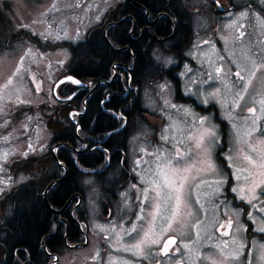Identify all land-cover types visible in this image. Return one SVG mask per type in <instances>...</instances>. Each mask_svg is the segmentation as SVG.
<instances>
[{
    "label": "flooded vegetation",
    "instance_id": "obj_1",
    "mask_svg": "<svg viewBox=\"0 0 264 264\" xmlns=\"http://www.w3.org/2000/svg\"><path fill=\"white\" fill-rule=\"evenodd\" d=\"M223 1L211 0L214 9L227 13L228 9L217 5ZM252 4L261 3L253 0ZM129 6L133 8V12L128 9ZM122 8L124 11L119 13L122 14V19L118 20L119 14H115L113 20L106 24L108 26L105 29L116 28L118 21L122 20L123 26L129 25L126 29L128 36L137 39L131 41L128 38V41L138 45L135 48L139 49V53L144 52L145 49L147 51L150 47V59L138 63L133 45L120 49L111 45L119 52L123 49L129 52L132 62L126 59L115 62L109 73L100 78L86 75L80 77L77 76L80 75L79 70L69 69L66 75L75 76L77 81L63 83L56 89L58 101L69 106L58 107V113L61 114L64 110L74 115L75 123L77 121L78 124L76 128L82 137L78 138L75 130L77 150L73 157L67 158L73 161L77 168L80 166L86 170L79 171L82 173L79 182L82 188L69 198L71 201L65 203L66 209L60 211L57 218L58 232L63 234V242L57 253V263L63 261L66 263L69 258H78L84 264H112V262L116 264H264V168L260 167L261 160L258 154L264 151V63H262L264 58H261L260 49L254 45L252 51L254 63L250 64V75L233 74V78L237 77L239 81L237 80L238 83L233 89L228 88L229 98L239 94L238 90H241L244 94L242 103L246 102V95H251L250 117L237 125L234 123V126L232 119L228 120L224 114L220 118L218 111L215 112L213 117L217 118V129L214 124L213 128L207 129L211 133L209 157L212 158V163L202 170L207 173L206 177L191 180V201L194 209L188 208V211L193 213L196 219L192 222L178 221L177 217L181 215L179 212L183 213V208L179 206L177 209L175 201L167 198L168 188L163 186V175L158 178L159 187L152 185L156 178L147 185H139L131 180V162H149L154 155L150 148L142 147L136 153L133 149L134 145L130 147L132 140L128 138L129 128L133 121L141 117L140 111L142 114H145V111L149 112L143 107L142 97L149 95L148 93L158 92L154 86L161 76L167 77L166 79L175 85L178 96L185 99L186 104L191 108H198L204 104L199 100L202 96L200 93L207 90L210 94L209 89L213 83L212 80H194L192 72L185 70V66L188 68L189 65L194 64L193 58L183 53L177 56L178 59L170 54L173 56L171 63L174 64H164L163 68V72L169 74L160 72V60L154 59L151 54L155 55L154 51L161 46H169L168 43L176 36L180 26L178 27L177 24L172 26V16L165 12L152 15L146 8L142 11L137 10L142 6L134 0H126ZM177 15L181 16L180 20L183 21L180 25L188 29L189 49L196 39L192 28L193 17L187 12V7ZM255 16L264 19V4H261V10ZM162 17L164 19H161ZM165 18L170 22L172 32L167 35L158 34L157 30H161L160 27L164 28L161 20L165 21ZM101 24L103 25L104 21ZM260 24L263 29L264 24L261 21ZM262 39L264 42V37ZM186 41L177 39L173 44L175 51L184 49ZM145 83L147 85H144ZM100 87H104L101 89L105 93L103 99L99 98ZM89 98L95 103L100 99L101 111L106 119H112L110 124L113 125L108 127L106 132H95L94 118L93 123L87 125L89 130L86 125L84 126L83 119L85 116L91 117V109L87 106L77 107L76 104L81 101L86 105ZM139 99L142 101V109L134 107ZM118 100L120 101L118 107L113 109L112 102ZM105 103L107 106L104 105ZM237 106H240L239 102ZM212 107L218 108L210 104L206 109ZM229 108L232 114L237 113L236 106L231 102ZM134 110H138L135 116L132 112ZM217 115L220 119L216 117ZM236 116L233 118L235 119ZM216 130L219 136L214 135ZM199 131L197 129L195 134L191 132L188 134V146L181 145L184 149L183 157L187 156L186 159L193 156L192 138L197 139L202 133L201 129ZM124 137L127 139L123 140ZM54 143L50 148V155L43 154L36 157L42 156L46 159L45 162L49 157L58 161L57 153L64 145L55 141ZM159 145L167 146L172 153L178 150L172 141H167L166 144L160 141ZM254 147L258 149L257 152L252 151ZM247 156L252 157L253 162H249L245 158ZM86 158L90 160L89 165L92 166L83 163V159ZM176 160L177 157L172 160L173 165ZM104 165L105 169H103ZM64 168L67 172L65 166ZM109 168L111 171L115 169L113 171L115 175L107 180V187L104 188L103 182L109 174L106 169ZM65 172L62 176L66 174ZM92 176H95L94 186L86 184L83 180ZM143 177L149 179L150 175L144 172ZM114 186L121 187L120 195L114 192ZM159 189L164 191L157 196ZM197 189L201 202L197 201ZM88 191L92 194L86 195ZM204 191L217 193L212 207L205 204L207 195ZM157 205L160 209L159 214H156ZM205 217L208 222L204 221ZM72 224L77 225L78 229L75 235L70 236ZM94 225L99 228L98 232L93 229ZM169 240L173 243L168 244L165 250V244ZM141 241L143 243L138 252L131 249L132 244ZM115 246H121L122 249L114 251L113 249H118ZM82 249L84 252L80 253Z\"/></svg>",
    "mask_w": 264,
    "mask_h": 264
},
{
    "label": "rangeland",
    "instance_id": "obj_2",
    "mask_svg": "<svg viewBox=\"0 0 264 264\" xmlns=\"http://www.w3.org/2000/svg\"><path fill=\"white\" fill-rule=\"evenodd\" d=\"M252 1L224 0L223 3L217 4L229 10V12L224 13L214 9L211 0H178L181 5L178 6L177 12L181 13L187 7V12L193 17L192 28H194V34L196 35V39L193 41L194 45L188 49L187 42L189 40H187L185 43L187 49L182 51L184 55L193 58L194 61V64L189 65L188 68L185 66V70L188 69L189 72H192L194 80H212L213 85L209 89L211 93L209 94L207 90L200 93L202 96L199 97V100L204 103L201 105L214 104L218 107L221 104L219 107L222 109V113L218 111L219 117L222 118L224 114L228 120L232 119L233 125L249 118L251 113V95H246L245 103L244 101L242 103L244 94L241 90H238L239 94L232 95L229 98L228 88L233 89L239 81L237 77L233 78V74H236V76H238L237 73L250 75V64L254 63V57H252L254 45H257L256 47L260 49L261 58H264V42L262 39L264 37V27L262 29L260 24V21L264 24V19L255 16L260 12L264 0H257L261 3L259 5L252 4ZM2 2H6L10 6L8 20L10 27L8 30L0 29V42L8 40L7 43L9 41L11 43L2 50L0 48V221L5 217L9 218L10 214L9 211L5 212V209L1 206L3 197L32 177L30 176L32 173H16V168L12 171L14 164L24 160V158L36 157L37 155L43 156V154L50 155V148L55 144L54 138L56 139L59 135L56 130H61L62 126L67 123L64 117L69 116L70 122H75V117L70 112L62 110L61 114L58 113L61 102H58L53 93L55 84L71 69V46L73 45L68 47L66 43L77 44L89 40L92 29L102 27L100 21H105L104 23L107 24L108 15L112 9H119L120 5L124 4L126 0H0V3ZM184 6L186 7L184 8ZM123 11V8L119 9L120 13ZM115 13L113 12L110 15L112 20ZM198 16L203 18L205 22L198 24L195 21ZM120 19H122V14L120 18L118 15V20ZM161 19H164V17ZM121 21H118L117 27L122 24L123 21ZM22 30L29 33L30 37L35 36L37 40L32 37L14 36ZM99 31L108 45H113L107 35L108 28L105 29L104 27ZM117 31L115 30L114 33L116 40L121 38ZM127 38L131 41L137 40L130 38L128 33ZM40 42L46 48L40 47ZM125 45L121 43L122 47ZM165 51L168 52L165 53ZM169 51H172L171 53L175 52L171 46H161L154 51L155 55L151 54V57L163 61L165 65H173L174 63H171L172 58L173 56L177 58V56L176 54L170 56ZM143 54H146L148 60L149 56L147 57L148 52L146 53V49ZM262 63L264 62L262 61ZM163 71L160 66V72ZM163 73L169 74L168 72ZM144 85H147V83ZM154 89L158 90L156 94L148 93L149 95L142 97L143 107L149 112L145 111L146 114L142 115L143 118L140 117L133 121L128 132V138L132 140L130 147L134 145L133 149L136 153L142 147L150 148L153 150L154 157L149 162L137 161L133 163L132 161L130 178L139 185H147L156 178L152 184L156 186L158 178L163 175L162 173H167L175 181L177 187L183 185L180 193V206L183 208V213L179 212L181 215L177 217V220L192 222L196 217L188 211V208L194 209L191 201V180L206 177L207 173L202 172V170L206 165L212 163V158L209 157L211 154V151H209L211 133L207 129L213 128V124L217 129V118L213 117L215 110L207 112L209 118L207 115L198 116L193 112L191 106L188 105L189 107H187L184 99L183 102L176 101L178 94L175 85L165 77L161 76L159 78ZM230 102L233 106H236L237 113H231ZM238 102L240 106H237ZM63 114L65 116H62ZM235 115L237 116L234 119ZM50 125L59 128L51 131L49 129ZM229 126L233 130L230 124ZM185 129L189 131L186 134ZM197 129L198 132L201 129L202 133L197 136V139L192 138L194 143V146H191L193 156L186 159L187 156L183 157L184 149L181 148V144L183 140L188 142V134L190 132L195 134ZM214 135L219 136L218 130ZM71 140L75 143V137ZM160 141L163 144L172 141L176 144L178 150H175L174 154L168 150L167 146L159 145ZM57 142L60 144L59 141ZM142 144L145 146H141ZM66 145L70 144L66 143ZM73 150L75 151L77 148ZM177 154H180V156H177ZM176 157L177 160L173 165L172 160ZM141 164L143 165L141 166ZM47 166L43 168L42 165H38L36 167L40 170L36 171L39 173V180L50 174V168H47ZM79 168V171H86L80 166ZM185 168L188 169L187 172L183 171ZM53 169L51 168V175H53ZM103 169H105V165ZM174 169H181V171L175 173ZM64 170V167H62L61 172L59 169L55 170L57 178H54V180L63 181L65 178L62 179L61 176L65 172ZM114 170L106 169L109 174L103 182L104 188L107 187V180L115 175ZM144 172L149 173V179L143 177ZM94 177L87 179L82 177V179L86 184L94 186ZM183 177H187V179ZM114 187V192L120 195L122 193L121 187ZM163 191L159 189L158 192L162 193ZM170 191L168 189V193ZM196 192L198 196V189ZM204 193L207 195L205 204L212 207L217 193L215 191H204ZM90 194L92 192H86V195ZM172 195L175 201V193H172ZM200 199L198 196L197 201L201 202ZM70 201L68 199L67 204ZM119 201L120 199H118ZM63 206L60 208L51 207L58 213V211L66 209L67 205ZM204 221L208 222L207 218ZM93 229L95 232L99 231L97 225H94ZM118 236L120 237V235ZM119 241L116 242L120 243ZM120 247L115 246L118 249L113 250L119 251L122 249ZM83 252V249L80 250V253ZM56 260V258H53L50 262L53 263ZM67 260L66 263L63 261L60 264H84L78 258ZM112 264L116 263L112 262Z\"/></svg>",
    "mask_w": 264,
    "mask_h": 264
},
{
    "label": "trees",
    "instance_id": "obj_3",
    "mask_svg": "<svg viewBox=\"0 0 264 264\" xmlns=\"http://www.w3.org/2000/svg\"><path fill=\"white\" fill-rule=\"evenodd\" d=\"M135 2L139 3L142 8H137V10H143V8L148 9L152 15H156L158 12H165L173 17L172 26L176 25L180 28H178L176 36H174V39L171 40L168 44L169 46L173 45L177 39H182V42H185L190 38L188 29H186L184 26L182 27L180 24H183V21H181L177 8L181 4L178 3V0H134ZM123 4L120 5V8L122 9ZM186 6H184L185 8ZM9 4L6 2L0 3V29L2 30H8L10 27V24L8 22L9 20ZM119 8V9H120ZM115 9V8H114ZM109 13L108 22L112 20V16H110L113 12H116L115 14H119V9L114 10ZM128 9L133 12L132 7H128ZM135 9V8H134ZM176 12V13H174ZM121 14H119L120 18ZM111 17V18H110ZM198 24H202L204 21L203 18H196ZM181 21V23H180ZM105 22V21H104ZM107 22V23H108ZM163 22V27H160L161 30H157L158 34L161 33L163 35L171 34L172 28L170 22L165 18V21ZM174 22V23H173ZM129 25H119L116 28H109L107 35L108 38L112 42V46L114 48H122L121 43L126 44L125 46L133 45V49L135 51L136 59L138 60V63L145 60L147 61L146 54L139 53V49L135 48V46H138L136 44H131L130 41H128L127 33L125 31V28L127 29ZM101 27V26H100ZM93 28L92 34L90 36L89 40L82 41L77 44L73 43H66L68 47L70 45L72 48V61L70 68L76 69L80 71V75L77 74V76H97L98 78L106 76V74L109 73V69H111L113 63L118 61H131L130 53L123 51L119 52L115 50L111 45H108L106 42V39L102 36V33L98 30L103 29L106 27V23L102 25L101 28ZM115 30H118L117 33L120 35V39L116 40V37L114 35ZM14 36H26L30 37V34L26 31L19 32L14 34ZM32 37V36H31ZM30 37V38H31ZM33 39H36L35 36L32 37ZM124 41H123V40ZM37 40V39H36ZM8 41V40H7ZM0 42V48L1 50L8 47L11 43L9 41ZM41 43V42H40ZM189 45V41L187 42V48ZM40 47L46 48L44 44H39ZM119 46V47H118ZM121 46V47H120ZM123 46V47H125ZM173 50L175 51V46H172ZM186 47L182 50H177L173 53L172 51H169L170 54H176V56H181L182 51H185L187 49ZM150 47H148V56H150ZM0 50V51H1ZM168 52V51H166ZM165 52V53H166ZM169 54V55H170ZM77 59V61H76ZM150 57H148V60ZM80 60V62H78ZM125 61V62H126ZM164 62L160 61L161 68H164ZM167 78V77H165ZM100 94L99 98L103 99L105 97V93L101 91V89H104V87H100ZM95 103L94 101L88 99L87 104L84 105L81 101L76 104L77 107H84L87 106L89 109H91V117L85 116L83 119L86 125L92 124L93 118L96 119V124L94 127L95 132H106L108 127H111L113 124H110L112 122V119L107 118L105 114L101 111V105L99 103ZM177 101L183 102V98L181 96H177ZM185 103L186 100L184 99ZM118 102L113 101L112 108H117ZM105 106L106 103L104 104ZM187 107L188 104H186ZM221 105V104H220ZM219 105V106H220ZM140 107L142 109V101L141 99L138 100L137 105L134 107ZM218 106V108L212 109H206L207 105L200 106L198 108L194 107L193 112L196 113L198 116L207 115V112H211L212 110L216 111H222V109ZM59 107H69L67 104H62ZM139 109V108H138ZM82 110V109H81ZM99 111V112H98ZM133 115L138 114V110L132 111ZM146 114V112H145ZM68 115V114H67ZM140 115L142 117V111H140ZM62 116H65L63 114ZM60 116V117H62ZM208 116V115H207ZM69 117V116H68ZM65 116L68 125L65 124V126H62L61 130L58 129L57 126L50 125L51 131H58L59 135L54 138V141H59L60 143H64L61 145H64V147H61L59 152L57 153V156L59 160H53V158H48L47 162L46 159H44L42 156L38 157H30V158H24V160H20L19 162H16L14 164V168H12V171L16 168V173L20 174H30L32 173L31 179L26 180L24 183H22L17 188L10 191L7 196L3 197L1 200V206L6 211H9V218L5 217L3 220L0 221V264H48L51 259L57 258V253L59 252V246L63 242V234L62 232H58V225L59 222H57V218L59 215V211H52L47 204L44 201L43 198V192L47 185L54 180V178H57L56 171L59 169L60 172L62 170V167H66L67 169V177L59 184L53 186L50 191L48 192V200L50 204L54 208H60L64 205V203L74 194L78 191L79 188H82V185H80V177L81 173L79 172V169L75 166L74 162L69 160L67 157H73L75 154V151L73 150L76 148V143H74L72 138L75 137V140L80 138L81 134L77 137L75 135L76 130V123L70 122L71 119ZM88 117V118H87ZM209 118V116H208ZM225 118V117H224ZM120 123L122 120L119 121ZM59 123V122H58ZM63 124V123H60ZM85 126V127H86ZM88 128V126H87ZM89 130V128H88ZM88 130L87 134H89ZM188 131L185 129V134ZM79 133V132H78ZM82 138V137H81ZM80 138V139H81ZM127 138L124 137L123 140H126ZM189 137H187V140ZM66 143H69L70 145H66ZM182 146H188V142L186 140H183ZM63 148V150H62ZM43 158V159H41ZM83 163L87 166L89 165L90 160L89 159H83ZM38 165H42L43 168L46 167L50 168V174L46 177L42 178L41 180L38 179L39 173L36 171H40L39 168L36 169ZM68 168H67V166ZM53 169V175L52 170ZM56 170V171H55ZM55 171V172H54ZM65 171V170H64ZM66 173V172H65ZM79 186V187H78ZM73 228H71V231L69 235H75L76 229H78V226L75 224H72Z\"/></svg>",
    "mask_w": 264,
    "mask_h": 264
},
{
    "label": "snow or ice",
    "instance_id": "obj_4",
    "mask_svg": "<svg viewBox=\"0 0 264 264\" xmlns=\"http://www.w3.org/2000/svg\"><path fill=\"white\" fill-rule=\"evenodd\" d=\"M237 75H239V73H237ZM241 79H243V77H240ZM253 152H257L258 149L257 148H252ZM260 155V167L264 168V151H261L258 153ZM246 159L249 160V162H253L252 161V157L247 156L245 157ZM175 173H179L181 171V169H174L173 170ZM184 172H187L188 169L185 168L183 169ZM163 174V186L165 188L170 189L171 191L167 194L168 199H173V195L172 193H175V203H176V208L178 209L180 204H181V188L183 187V185L181 184L179 187L176 186L175 181L172 179V177H170L167 173H162ZM184 179H187V177H183ZM156 186L159 187V181L156 182ZM160 195V192H157V196ZM159 205L156 206V214H159ZM227 233H225L226 235ZM143 243V241H141L140 243H135L132 244L131 249L135 250V251H139L141 244ZM173 243V241L169 240L166 244H165V250L167 249L168 244Z\"/></svg>",
    "mask_w": 264,
    "mask_h": 264
},
{
    "label": "water",
    "instance_id": "obj_5",
    "mask_svg": "<svg viewBox=\"0 0 264 264\" xmlns=\"http://www.w3.org/2000/svg\"><path fill=\"white\" fill-rule=\"evenodd\" d=\"M140 6H141V5H140ZM107 39H108V38H107ZM108 40H109V39H108ZM109 41H110V40H109ZM69 81L76 82L77 79H76V77L73 76V75H67V76L61 78V79L57 82L55 88L57 89V87H58L59 85H61V84H63V83H66V82H69ZM76 133H77V135L79 136L78 132H76ZM53 154L55 155V153H53ZM66 177H67V173L62 177V179L66 178ZM60 181H62V180H54L53 182H51V183L49 184V186L46 188V190L44 191V193H43L44 201H45V203L47 204V206H48L52 211H56V210H55L53 207H51L52 205L50 204V202H49V200H48V191H49V189L52 188L53 186L57 185V183H59Z\"/></svg>",
    "mask_w": 264,
    "mask_h": 264
},
{
    "label": "bare ground",
    "instance_id": "obj_6",
    "mask_svg": "<svg viewBox=\"0 0 264 264\" xmlns=\"http://www.w3.org/2000/svg\"><path fill=\"white\" fill-rule=\"evenodd\" d=\"M27 264V263H26Z\"/></svg>",
    "mask_w": 264,
    "mask_h": 264
}]
</instances>
